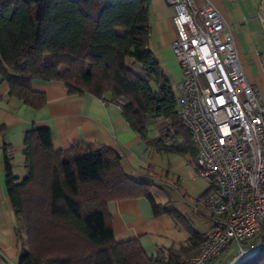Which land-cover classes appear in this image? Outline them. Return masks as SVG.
Returning a JSON list of instances; mask_svg holds the SVG:
<instances>
[{"label": "trees", "instance_id": "obj_1", "mask_svg": "<svg viewBox=\"0 0 264 264\" xmlns=\"http://www.w3.org/2000/svg\"><path fill=\"white\" fill-rule=\"evenodd\" d=\"M150 0H0V75L8 95L40 109L34 81H60L120 106L130 127L159 152L196 148L179 116L178 93L149 48ZM122 100V102H120ZM151 121L157 138L148 137ZM3 125L0 134L4 135ZM5 189L25 229L18 264H184L204 238L159 248L148 257L136 241L118 242L106 210L111 200L147 197L156 214L183 223L154 202L146 179L134 180L117 152L87 143L55 150L49 129L23 134L25 173L13 174L11 145L2 141ZM20 236V227H16ZM21 239V238H20ZM236 264H264V248Z\"/></svg>", "mask_w": 264, "mask_h": 264}, {"label": "crops", "instance_id": "obj_2", "mask_svg": "<svg viewBox=\"0 0 264 264\" xmlns=\"http://www.w3.org/2000/svg\"><path fill=\"white\" fill-rule=\"evenodd\" d=\"M194 3L198 7L210 3L227 21L244 74L256 89L259 101L264 103V69L259 57L264 49V20L258 18L264 14V0H194ZM172 15L173 9L166 0H150L149 48L176 85L181 71L171 49L175 36ZM32 87L45 93L46 103L40 109L9 96L0 75V125L5 132L0 134V264H18L21 249H28L22 231L20 236L16 233V227H21L20 219L13 212L5 189L2 141L11 145L12 171L21 178L25 173L23 134L32 129H49L55 150L74 143L114 150L120 156L125 174L134 180L150 181L149 194L154 202L175 209L183 220L181 223L166 212L156 214L150 199L144 196L111 200L106 210L118 242L136 241L152 258L159 248L186 244L191 232L201 239L205 237L210 229L207 213L195 214L191 210V200L208 190L207 182L197 175L194 157L159 152L148 146L115 103L102 101L90 93H69L62 82L55 80L34 81ZM150 125L153 127L148 129V137L155 139L157 127L153 121ZM236 248L235 244H230L209 264H236L256 251L247 248L244 257L236 259Z\"/></svg>", "mask_w": 264, "mask_h": 264}, {"label": "built area", "instance_id": "obj_3", "mask_svg": "<svg viewBox=\"0 0 264 264\" xmlns=\"http://www.w3.org/2000/svg\"><path fill=\"white\" fill-rule=\"evenodd\" d=\"M166 2L173 9L171 49L181 71L179 116L196 148L197 175L208 184L191 200V210L206 212L210 229L184 264H209L232 243L240 259L247 248H264V103L218 10L194 0ZM259 57L264 69V49Z\"/></svg>", "mask_w": 264, "mask_h": 264}, {"label": "rangeland", "instance_id": "obj_4", "mask_svg": "<svg viewBox=\"0 0 264 264\" xmlns=\"http://www.w3.org/2000/svg\"><path fill=\"white\" fill-rule=\"evenodd\" d=\"M258 18L262 21V20H264V14H260L259 16H258ZM170 80H171V83H172V85L174 86V88H175V83H174V80H173V78H170ZM152 125H150L149 126V129H152ZM20 232L22 231V234L25 236V240L27 241V239H26V233H25V229H24V227H23V225H22V222H21V220H20Z\"/></svg>", "mask_w": 264, "mask_h": 264}]
</instances>
